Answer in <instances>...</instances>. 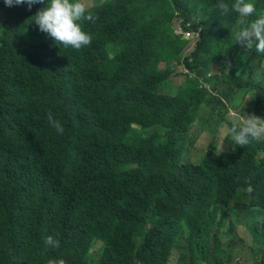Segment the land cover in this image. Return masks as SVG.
<instances>
[{"label":"trees","instance_id":"16d2710c","mask_svg":"<svg viewBox=\"0 0 264 264\" xmlns=\"http://www.w3.org/2000/svg\"><path fill=\"white\" fill-rule=\"evenodd\" d=\"M86 3L95 20L82 23L91 41L80 49L38 36L30 17L43 0L0 14V264H229L238 216L264 264V127L263 138L227 146L229 110L264 111V54L234 41L239 17L215 0ZM178 21L201 27L200 39L176 36ZM180 66L187 72L170 87ZM195 125L212 133L201 164L186 153ZM177 178L193 192L164 207L158 194ZM143 197L154 212H139ZM182 223L190 256L169 257ZM48 234L57 248L44 245Z\"/></svg>","mask_w":264,"mask_h":264},{"label":"clouds","instance_id":"9594fccd","mask_svg":"<svg viewBox=\"0 0 264 264\" xmlns=\"http://www.w3.org/2000/svg\"><path fill=\"white\" fill-rule=\"evenodd\" d=\"M38 0H3L5 7L0 11L1 20L4 18L5 11L11 9V11H20L19 4L23 3L26 7L30 8L32 4L37 3ZM18 6V7H17ZM92 5L86 3V0H43V5L36 10V12L30 17V20L36 25L38 31L45 34L37 33L41 39L50 38L55 45H62L64 47H72L74 49H80L82 46H87L91 41V36L82 28V23L84 21H94L95 16L91 11ZM214 8L219 11L221 15L235 14L239 17V24L241 27L233 34L234 41L242 44L246 49L254 48L256 53L264 54V9L257 10L254 0H215ZM5 10V11H4ZM194 19L193 21H196ZM192 23H187L185 26L178 21L174 24V34L181 39L195 42L200 39L201 27L194 28ZM192 46V45H191ZM189 47V49L192 47ZM182 70L177 72L176 76L172 77L173 79L180 78V81L183 79V73L185 71L181 66L179 67ZM178 69V68H177ZM183 71V72H182ZM182 72V73H181ZM180 81L178 84H180ZM201 84L204 87H208L204 81L201 80ZM172 83H170L171 87ZM170 90H165L167 94ZM168 95V94H167ZM244 99H250V94L246 95ZM250 104V103H249ZM231 110L228 111V114ZM238 112V111H237ZM239 113V112H238ZM264 114V112L262 111ZM256 115L245 111L244 114L236 115L230 114L229 118L237 122L227 130V135L229 137V142L227 143L228 147H233L234 145L245 146L249 143L250 139L263 138L259 136L261 128L264 127V115ZM46 120L50 127H52L57 134H63L64 127L63 124L54 117L51 111L46 112ZM228 117V115H227ZM198 126H194L189 131L188 149L186 151L187 155L191 162V154L196 138L194 139L193 129ZM156 129V127H149L147 129V136ZM206 130L204 128H200ZM192 132V136L190 133ZM210 132V131H209ZM225 133L223 139H221L222 144L225 138ZM212 141V140H211ZM220 140L217 142L219 144ZM223 146V145H222ZM223 148H226L223 146ZM222 152V150L220 151ZM219 153V152H218ZM197 162L202 163V152L196 149ZM194 187L191 184H185L179 182L177 178V185L167 184L159 192L158 196L161 197L162 206L165 207L168 203L174 202L179 203L180 205L185 204L186 200L191 196ZM247 191H251V186H249ZM154 196V195H153ZM178 200V202H177ZM139 205L137 208L139 212L152 213L155 209L149 207L146 199L137 201ZM181 210H169L170 213H177ZM235 213V209H234ZM229 213L225 212V218L223 229H226L228 226ZM236 216L233 217V219ZM249 219H244L241 224V219L239 216L236 220V227L231 232H236L238 236V231L242 232L243 226L248 223ZM150 224V223H149ZM152 224H150V227ZM225 231V230H224ZM191 229L186 227L184 223L177 229L176 232V243L171 249V255L169 257H181L180 248H184V253L190 256L189 243ZM164 233H157L153 239L152 247L156 250H161L162 247H165L163 243ZM43 243L46 247H51L53 249L59 246V240L52 234H48L43 237ZM177 245V247H176ZM99 247V244H98ZM163 257V256H161ZM232 257V253L230 254ZM255 257H260L256 255ZM47 264H65V261L62 258H49Z\"/></svg>","mask_w":264,"mask_h":264},{"label":"rangeland","instance_id":"374dc122","mask_svg":"<svg viewBox=\"0 0 264 264\" xmlns=\"http://www.w3.org/2000/svg\"><path fill=\"white\" fill-rule=\"evenodd\" d=\"M39 39H40V37H38V36L33 37V40H39ZM181 70H182L181 68H178V71H181ZM179 81H180V78L174 79V81L172 80V82H173L172 84L178 85ZM248 102H250V101H248ZM233 113L236 115H239V113L236 110L231 109V111L228 114V117L230 116V114H233ZM225 128L226 127L220 128L221 135L218 136L220 140L223 139V137H224L223 130H225ZM193 132H194V139L197 137L195 142H194V147L203 153L205 150L206 144H208L212 140V133L209 132L208 130L200 129L199 126L197 128H194ZM190 136H192V132L190 133ZM201 142H203V143L201 144ZM222 149H223V146H222V142L220 141L218 146H217L216 151L220 153V151ZM203 154H202V156H203ZM196 159H197L196 155L191 154V160L196 163V161H197ZM242 223H243V220H241V224ZM241 238L244 239L243 242H241L242 241ZM237 239H239V240H237ZM237 239H234L235 243H234L233 248H232V252H231L232 257H230L229 264H255V259H256L255 256L256 255L254 253H252L249 248H247L248 244H250V241H251L249 235L247 233L244 234V233H241L238 231Z\"/></svg>","mask_w":264,"mask_h":264}]
</instances>
